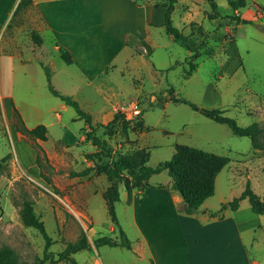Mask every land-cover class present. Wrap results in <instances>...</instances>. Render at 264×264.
<instances>
[{
	"label": "rangeland",
	"instance_id": "374dc122",
	"mask_svg": "<svg viewBox=\"0 0 264 264\" xmlns=\"http://www.w3.org/2000/svg\"><path fill=\"white\" fill-rule=\"evenodd\" d=\"M19 1L0 0V247L13 248L27 262L45 257L43 235L21 218L24 201L30 200L52 238L49 251L57 264H72L67 259L60 260L59 253L70 242L78 241L83 232L92 245L72 254L80 264H97V259H102L104 264L126 263L123 257L129 256L126 249L94 244L101 236L120 237L117 226L114 232L109 229L112 220L106 199L100 193L112 181L97 167L83 175L73 172L85 170L87 162L95 166L108 158L102 153L88 157V153L99 150L92 139L81 140L89 125L79 118L73 106L60 107L61 99L49 89L45 66L50 70L54 87L73 95L90 112L94 133L111 148L112 156L144 148L151 153L148 164L155 166L172 157L175 143L199 147L231 158L217 176L215 194L206 200L208 206L217 207L222 199L232 200L243 192L248 182L264 197V150L254 149L250 136H240L227 124L173 100L186 97L203 108L223 109L225 115L236 119L241 126L259 122L263 127L259 138L264 142V36L256 26L234 28L242 59L232 62V68L238 69L231 74L224 67L229 59H234L231 48L236 43L229 40L232 28L225 31L223 24L216 25L206 16L211 7L208 0H198L201 14L197 21L208 31L195 34L201 46L198 57H191L186 47L163 30L156 33L158 46L150 53L142 44L124 51L123 55L128 58L133 55L138 65L131 58L126 67L111 66L102 74L83 79L77 78L75 67L61 57L62 49L55 50L56 40L49 33H44L45 47L39 50L42 43L39 22L30 10L31 4L17 10ZM217 2L221 13L231 11L228 0ZM187 5H193L192 0H180L172 14L174 24L185 35L190 30L180 20ZM206 48L211 53H205ZM191 61L195 62L196 70L185 79ZM12 101L28 127L42 123L48 126L45 149L52 154L53 170L48 167L41 170L36 163V151L16 128ZM133 101L143 110V127L123 115L122 106L128 108ZM143 142L148 147H140ZM168 179L172 178L164 170L152 182L167 183ZM120 189L124 195L123 182ZM138 198L141 202L142 197ZM243 201L241 215L246 217L249 213L250 223L264 222V218L252 211L249 200ZM116 212L121 227L129 239L133 238L127 204L116 202ZM248 236L249 240L252 237L259 240L260 249L255 254L264 264V227L249 231ZM45 264L54 263L46 259Z\"/></svg>",
	"mask_w": 264,
	"mask_h": 264
},
{
	"label": "crops",
	"instance_id": "0c3cea01",
	"mask_svg": "<svg viewBox=\"0 0 264 264\" xmlns=\"http://www.w3.org/2000/svg\"><path fill=\"white\" fill-rule=\"evenodd\" d=\"M179 2L180 0L173 12L177 10ZM199 3L198 0H192L193 5H187L180 20L190 33L192 24H199ZM217 4L221 13L220 3ZM30 10H33L40 25L38 33L42 43L39 50L45 47L44 33H49L56 40L55 50L65 49L70 53L72 63L68 64L78 71L77 78L83 79L102 74L111 66L119 67L122 64L121 68L126 67L131 58L134 60L133 64L138 65L139 61L133 55L130 58L124 56V51L142 44L150 53L158 46L156 33L165 30L166 7L157 5L154 0H32ZM210 11L211 7L207 12ZM231 15L254 22L231 19L228 17ZM211 20L218 26L223 24L225 31L231 26L230 43L236 40L234 28L244 25L256 26L264 36V0H248L247 6L239 9L231 7L229 13H221L219 18ZM226 21L229 24L224 25ZM204 29L203 27V31ZM205 32L208 31L205 29ZM131 36L133 39L129 42ZM170 37L174 39L173 35ZM191 38L197 42V35H192ZM231 54L234 59H229L224 69L233 74L238 68L236 66L233 69L232 62L242 59L237 43L232 46ZM59 103L61 108H68L64 101ZM85 139L86 136L81 138ZM45 142L40 141L44 147ZM176 144L173 145V153ZM139 145L148 147L144 142ZM63 147L68 149L67 145ZM47 153L52 158V154L49 151ZM87 165L89 167L93 164L87 162ZM157 174L148 179L145 188H134L130 198L127 189L124 195L120 189L119 202H125L131 211L129 224L133 227L135 236L130 237V248L105 245L129 252V256L123 257L128 262L112 261L111 264H261L255 254L260 249L259 240L256 237L249 240L248 234L249 231L255 232L264 227V222L259 220L250 223L247 220L249 213L244 212L246 217L241 215L244 199L235 210L226 207L222 215H213L212 212L229 202L226 199H222L217 207L208 206L205 200L198 212L187 213L182 209L181 195L172 188L173 180L168 179L167 183L152 182ZM105 190H100V193L103 195ZM139 196L142 197L141 202ZM258 214L260 219L264 218V213ZM109 229L112 232L116 230L113 222ZM90 244L92 245L91 241ZM96 263L104 264V261L97 259Z\"/></svg>",
	"mask_w": 264,
	"mask_h": 264
},
{
	"label": "trees",
	"instance_id": "16d2710c",
	"mask_svg": "<svg viewBox=\"0 0 264 264\" xmlns=\"http://www.w3.org/2000/svg\"><path fill=\"white\" fill-rule=\"evenodd\" d=\"M157 5L166 7L165 13V30L168 34L173 35L174 39L179 41L190 52L191 57H198L200 45L192 40L191 36L195 34L203 35V26L197 23L192 24V31L189 35H185L180 32L177 26L174 24L172 17L173 11L178 0H154ZM211 6V11L207 12V16L210 19L219 18L221 13L218 9L217 0H208ZM32 3V0H20L17 5V10L26 8ZM229 5L233 9H239L247 6L248 0H228ZM238 21L245 23H253V20H242L239 16H228ZM196 27V28H194ZM133 37L129 38V42ZM203 46L204 43L202 44ZM205 53H211L208 48L205 49ZM61 57L67 62L72 63L70 53L65 49L61 50ZM191 68L185 73L184 78L189 77L196 70V64L191 61ZM195 65V67H194ZM171 66L170 68H173ZM45 70L48 76V86L50 91L67 105L73 106L79 118L85 119L89 125L87 131V139H92L95 146L99 148L98 151L88 153V157H92L95 153H102L106 158L104 162H97L95 166H89L85 170L80 172H73L75 175L87 174L91 169L97 167L98 170L104 171L111 182L110 187L107 188L103 195L106 199L108 211L112 222L119 228L120 237L113 238L109 236H101L94 240L96 246L109 245V246H125L131 247V240L127 236L124 229L119 223V219L116 212V202L120 200V185L122 182L128 191L129 198L132 195L134 188L143 189L148 185V179L153 175L167 170L171 176L173 183L172 188L179 192L183 199L182 209L187 213H196L200 210L202 204L209 197L213 196L216 191V179L222 169L230 163L231 158L228 155L218 154L215 152L207 151L205 149L177 143L175 145V152L172 157L167 160L159 162L155 166L148 164L151 153L148 149L138 148L132 152L121 153L114 157L112 156L111 148L103 142V140L94 133L95 127L92 124V116L90 112L85 110L80 102L74 98L73 95L62 93L57 90L51 82L50 70L45 66ZM174 101L183 102L188 104L194 110L200 111L207 117L215 120L219 123L227 124L233 132L240 136H250L252 138V144L254 149H263L264 142L260 140V134L263 133V127L259 122H254L248 126H241L237 123L236 119L225 115V110L219 108H203L197 105L186 97H174ZM13 110L16 114V128L19 133L24 137L28 144L36 151V163L41 168L45 167L53 170L52 164L45 147L40 141H46L49 137V129L45 124H38L35 127H28L18 110L12 101ZM118 115V114H117ZM143 126V118L140 117L133 120ZM110 158V160H109ZM43 177L51 182V179L43 174ZM247 198L251 203L252 209L257 213H264V197L257 194L251 187L250 182L247 183L243 192L234 197L227 203L222 204L221 208L217 211H213V215L220 214L226 207H231L233 210L240 206L241 200ZM23 222L28 226H33L39 230L43 235L45 245V257L37 258L33 262H27L20 259L17 252L9 247H0V264H45L46 259H50L51 262L57 264L53 252L49 251L50 245L53 243L52 238L48 233L45 223L41 219V216L36 212L34 204L30 200H25L23 207L20 211ZM91 246L88 236L83 232L82 236L76 242H70L67 248L59 253V259H67L72 264H80L79 261L72 254L87 249Z\"/></svg>",
	"mask_w": 264,
	"mask_h": 264
},
{
	"label": "built area",
	"instance_id": "2783aa9c",
	"mask_svg": "<svg viewBox=\"0 0 264 264\" xmlns=\"http://www.w3.org/2000/svg\"><path fill=\"white\" fill-rule=\"evenodd\" d=\"M229 40H232V38H230ZM122 107L123 108L121 109H123V115L127 120H136L142 117L143 110L139 106L137 101H133L128 108H124V106Z\"/></svg>",
	"mask_w": 264,
	"mask_h": 264
}]
</instances>
